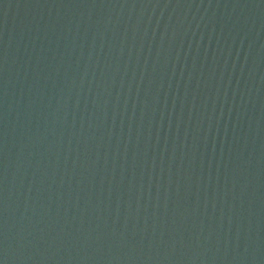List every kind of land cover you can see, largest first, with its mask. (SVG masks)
I'll return each instance as SVG.
<instances>
[{
	"label": "water",
	"instance_id": "obj_1",
	"mask_svg": "<svg viewBox=\"0 0 264 264\" xmlns=\"http://www.w3.org/2000/svg\"><path fill=\"white\" fill-rule=\"evenodd\" d=\"M0 264H264V0H0Z\"/></svg>",
	"mask_w": 264,
	"mask_h": 264
}]
</instances>
